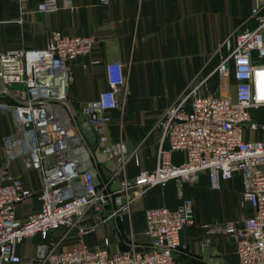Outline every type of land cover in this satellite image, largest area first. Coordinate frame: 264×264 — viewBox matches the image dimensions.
Segmentation results:
<instances>
[{"label": "built area", "instance_id": "obj_1", "mask_svg": "<svg viewBox=\"0 0 264 264\" xmlns=\"http://www.w3.org/2000/svg\"><path fill=\"white\" fill-rule=\"evenodd\" d=\"M28 1L16 0V22H23ZM72 7V0H40L35 11L54 13ZM250 19L252 27L224 41L226 54L216 68L222 74L231 64L233 93L203 94L201 84L192 81L155 123L161 138L154 168L131 177L126 164L131 159L139 164L137 151H126L121 140L114 142L109 136L111 112L124 100V95L119 97L125 81L122 63L105 64L108 87L78 111L65 92L71 79L66 63L88 54L92 38L52 30L42 48L0 51V110L10 112L14 123L2 140L0 264L20 262L18 246L37 235L41 241L35 246L36 264H190L179 263L174 253L180 232L195 218V202L182 187L195 183L201 172L217 190L221 180L239 174L242 202L252 209L240 223H203L206 235L201 247L209 244L210 235L227 234L233 239L237 264H264V138H245L247 130L264 132V123L252 118V111L264 107V0H251ZM224 87L221 78L219 89ZM79 114L95 136L94 148L83 137ZM175 152L184 154L179 164L172 161ZM18 159L39 173L37 192L26 187L20 175L10 173V164ZM106 161L115 167L104 176L100 164ZM168 182L175 184L179 203L174 209L144 210L147 244L130 242L126 249L115 251L107 249L108 239L103 247L86 245L85 237L100 225L129 215L149 189ZM34 195L39 208L25 220L18 218L16 206ZM58 230L63 233L60 241L74 233L76 244L59 250L60 241L52 237Z\"/></svg>", "mask_w": 264, "mask_h": 264}, {"label": "crops", "instance_id": "obj_2", "mask_svg": "<svg viewBox=\"0 0 264 264\" xmlns=\"http://www.w3.org/2000/svg\"><path fill=\"white\" fill-rule=\"evenodd\" d=\"M38 1H28L23 22L18 23L15 21L19 17L16 0H0V51L42 48L52 30L92 38L88 54L66 63L71 76L67 97L78 111L108 87L105 64L122 63L125 81L119 97L124 95V100L121 99L120 111L111 112L109 136L111 141L121 140L126 151H137L139 164L132 159L126 164L129 177L142 169L154 168L161 138L155 123L192 81L201 84L203 94H222L216 68L226 54L223 43L243 28L254 25L250 19L251 0H108L106 5L99 0H72V8L54 13L36 12ZM233 83L231 78L226 87L228 93H233ZM189 103L188 100L187 109ZM79 121L82 124L81 114ZM257 121L264 123L262 118ZM13 128L10 112L0 110V165L5 159L3 137ZM81 129L86 143L91 148L96 147L91 128L83 123ZM260 132L247 130L245 138H264V135L257 136ZM183 159L182 152L172 155L176 164ZM114 167L112 161L100 164L104 176ZM9 171L12 175H20L34 193L39 190V173L26 169L19 159L10 164ZM194 184L184 183L182 187L183 194L195 202V218L193 224L180 232L175 259L190 264H237L234 242L229 235H210L205 248L201 243L206 235L203 223H240L252 213L251 207L241 199V176L234 174L228 180H221L217 190L210 187L207 173L201 172ZM174 191L172 182L150 189L143 199L132 205L129 215L100 225L84 242L90 248H97L103 247V240L108 239L109 251L126 249L130 242L147 244L144 210L157 206L174 209L179 203ZM38 208L39 201L34 195L16 206V215L25 220ZM62 234L58 230L52 237L60 241ZM40 241L39 235L24 241L17 248L20 262L4 264H36L35 245ZM76 242V235L71 233L59 242L58 249H66Z\"/></svg>", "mask_w": 264, "mask_h": 264}, {"label": "rangeland", "instance_id": "obj_3", "mask_svg": "<svg viewBox=\"0 0 264 264\" xmlns=\"http://www.w3.org/2000/svg\"><path fill=\"white\" fill-rule=\"evenodd\" d=\"M227 67L224 69V71H223V73L222 74H219V73H217V75H218V80H221V78H223L224 79V83H225V87H224V90H223V92H222V94H224V93H226L227 91H226V85H227V83H229V81H230V79L232 78V75H231V65H230V63H228L227 65H226ZM121 110V108H119V111ZM252 118H253V120H259L260 118H262V119H264V107L263 108H261V109H259V110H255V111H252ZM247 129V128H246ZM259 132V131H258ZM264 135V133H258V137H262ZM112 171V169L110 170V172ZM197 182V181H196ZM195 182V183H196ZM190 184H194V183H190ZM195 185V184H194ZM192 186V185H191ZM175 191H176V188H175ZM174 191V192H175ZM146 196V195H145ZM144 196V197H145ZM143 197V198H144ZM142 198V199H143ZM35 200V199H34ZM138 202V201H137ZM36 246V245H35Z\"/></svg>", "mask_w": 264, "mask_h": 264}, {"label": "trees", "instance_id": "obj_4", "mask_svg": "<svg viewBox=\"0 0 264 264\" xmlns=\"http://www.w3.org/2000/svg\"><path fill=\"white\" fill-rule=\"evenodd\" d=\"M170 182H168L166 185H164V186H158V187H165V186H167L168 184H169ZM173 183V182H172ZM175 185V184H174ZM155 188V187H154ZM175 188H176V186H175ZM152 189V188H151ZM150 190V189H149ZM148 190V191H149Z\"/></svg>", "mask_w": 264, "mask_h": 264}, {"label": "water", "instance_id": "obj_5", "mask_svg": "<svg viewBox=\"0 0 264 264\" xmlns=\"http://www.w3.org/2000/svg\"><path fill=\"white\" fill-rule=\"evenodd\" d=\"M67 91H68V85L66 86V88H65V92L67 93ZM84 168V167H83Z\"/></svg>", "mask_w": 264, "mask_h": 264}]
</instances>
